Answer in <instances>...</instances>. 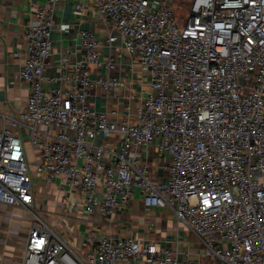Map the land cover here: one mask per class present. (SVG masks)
I'll return each mask as SVG.
<instances>
[{
  "label": "built area",
  "instance_id": "2783aa9c",
  "mask_svg": "<svg viewBox=\"0 0 264 264\" xmlns=\"http://www.w3.org/2000/svg\"><path fill=\"white\" fill-rule=\"evenodd\" d=\"M60 1L37 8L19 72L26 106L16 117L2 115L0 125V208L31 218L18 264H201L180 243L158 249L113 236L95 240L82 259L36 213L40 176L65 179L86 215L116 214L138 188L146 209L171 210L196 235L203 258L264 264V0H192L184 25L167 0H94L104 47L80 31L85 58L72 62L62 52L56 76L46 70ZM126 55L150 91L117 121L97 113L91 99L98 88L114 89L117 60ZM153 147L169 159L164 179L150 177L138 153Z\"/></svg>",
  "mask_w": 264,
  "mask_h": 264
},
{
  "label": "crops",
  "instance_id": "0c3cea01",
  "mask_svg": "<svg viewBox=\"0 0 264 264\" xmlns=\"http://www.w3.org/2000/svg\"><path fill=\"white\" fill-rule=\"evenodd\" d=\"M150 1L156 5L161 0ZM46 6L47 0H0V125L3 124L2 115L16 117L25 109L28 86L20 78L19 72L26 59V35L37 8ZM82 30L92 31L104 45L107 30L100 22L94 0H61L54 11V31L51 33L53 53L46 74L58 75L62 52L69 53L72 62L85 58L79 37ZM103 47L101 60L107 59L109 54V50ZM88 68L94 71L96 66L88 64ZM99 74L107 77L105 69H100ZM113 74L116 76L114 89L108 92L96 89L91 105L97 113L123 121L125 105L134 110L149 93V79L139 63L127 55L123 60H117ZM93 78H96L95 75ZM132 96L135 101L130 102L129 97ZM138 153L146 160L150 177L166 178L167 156L160 155L155 147L148 155L143 149ZM34 191L36 213L82 259L91 254L95 240L113 236L132 238L142 245L154 243L158 249H172L175 243H180L182 251H187L192 259L201 264H214L213 260L203 258L200 244L198 247L194 241L186 239L184 231L191 230L178 223L171 210L146 209L138 188L134 189L129 204L114 215H86L81 195L67 186L63 178L48 182L40 176ZM21 216L24 217L22 221L18 220ZM30 224L31 220L23 209L0 208V263L18 264L21 261ZM119 264L137 262L128 260Z\"/></svg>",
  "mask_w": 264,
  "mask_h": 264
},
{
  "label": "rangeland",
  "instance_id": "374dc122",
  "mask_svg": "<svg viewBox=\"0 0 264 264\" xmlns=\"http://www.w3.org/2000/svg\"><path fill=\"white\" fill-rule=\"evenodd\" d=\"M168 1V0H167ZM170 1V2H169ZM168 3L171 6L172 12L175 14V18L179 21L181 25L185 24V19L189 16L190 14V9H191V2L192 0H169ZM1 208H6L2 206ZM26 213V212H25ZM27 215V214H26ZM29 218L30 216L27 215ZM20 221L24 220V217L21 216ZM31 220V218H30ZM184 236L186 237L187 240L194 241L197 246L199 247V242H197V237L195 234H193L191 231H184ZM201 245V244H200Z\"/></svg>",
  "mask_w": 264,
  "mask_h": 264
},
{
  "label": "snow or ice",
  "instance_id": "6c2138e0",
  "mask_svg": "<svg viewBox=\"0 0 264 264\" xmlns=\"http://www.w3.org/2000/svg\"><path fill=\"white\" fill-rule=\"evenodd\" d=\"M41 243H42V241H41Z\"/></svg>",
  "mask_w": 264,
  "mask_h": 264
}]
</instances>
